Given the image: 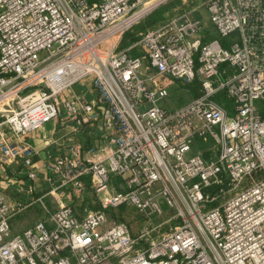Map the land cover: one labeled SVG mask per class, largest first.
<instances>
[{"label": "built area", "instance_id": "obj_1", "mask_svg": "<svg viewBox=\"0 0 264 264\" xmlns=\"http://www.w3.org/2000/svg\"><path fill=\"white\" fill-rule=\"evenodd\" d=\"M168 1L0 0V165H31L25 135L61 113L101 137L46 164L45 216L21 231L28 204L0 192V264H264V0H205L207 40L190 10L120 47ZM176 80L200 92L167 103ZM82 81L95 100L71 92Z\"/></svg>", "mask_w": 264, "mask_h": 264}, {"label": "crops", "instance_id": "obj_2", "mask_svg": "<svg viewBox=\"0 0 264 264\" xmlns=\"http://www.w3.org/2000/svg\"><path fill=\"white\" fill-rule=\"evenodd\" d=\"M206 24L211 31L209 36L215 35L210 23ZM71 92L79 95L83 101H93L97 98L96 91L89 81L74 84ZM46 123L50 124L48 130L43 129L45 128L43 124L38 129L28 132L24 137L25 142L35 150L31 165L24 166L20 159L6 166L0 165V192L5 194L10 203L28 204L10 219L13 233L21 231L45 216V212L38 202L40 200L37 198L49 188L47 177L50 171L46 164L59 154L67 153L71 143L98 144L101 141L97 129L89 127L87 124L77 125L74 121L69 120L65 113H61L58 119ZM40 128L43 131H40ZM30 170L36 172L37 176L34 179L27 177V172ZM42 201L50 203L54 200L50 195H45ZM74 201L80 200L75 198Z\"/></svg>", "mask_w": 264, "mask_h": 264}, {"label": "rangeland", "instance_id": "obj_3", "mask_svg": "<svg viewBox=\"0 0 264 264\" xmlns=\"http://www.w3.org/2000/svg\"><path fill=\"white\" fill-rule=\"evenodd\" d=\"M205 0H170L166 3H164L161 7L156 9L155 11L148 14L145 18L142 19L140 23H137L133 31H131L130 36L126 40L121 41L120 47L127 46L128 44L132 43L133 41H136L138 39V33L152 27L155 24H158L159 22L165 20L166 18L172 16L175 13H182L185 11H190L195 16H201L205 22H208V13L204 6ZM210 29L207 30L206 36H209ZM106 46L102 45L100 47L101 50H104ZM193 96L189 92V89L183 88V86H178L176 81L172 84L170 88V94L166 100L167 103H171L172 105L181 104L179 103L180 100L187 101L191 99ZM165 102V103H166ZM181 102V101H180ZM51 123V122H49ZM46 123L44 124L43 128L45 131L49 129L50 124ZM43 129H39L40 131ZM198 145V144H197ZM208 149H210V152L214 154L216 152V147L214 145L213 141L209 142ZM202 150V149H201ZM85 199L84 201H72V205L80 212H83L87 209H93L97 207V203L95 201H92L93 195L91 191H87V193H84ZM162 207L164 211L168 212L169 207L162 203ZM116 214H118L121 218H126V220L130 223L132 229L136 231V229L140 226L141 221L138 218V214H136L135 209L128 206H121L116 211Z\"/></svg>", "mask_w": 264, "mask_h": 264}, {"label": "trees", "instance_id": "obj_4", "mask_svg": "<svg viewBox=\"0 0 264 264\" xmlns=\"http://www.w3.org/2000/svg\"><path fill=\"white\" fill-rule=\"evenodd\" d=\"M142 21V20H141ZM141 21H139L138 23H140ZM137 24H135L125 35H123L121 37V41L126 40L128 37H132L130 36L131 31H133V29L135 28ZM211 36H205L203 40H207L209 39ZM176 83L178 84V86H183V88H187L189 89V92L191 93V95L194 97L195 95H197L200 92V85L199 82L197 80L191 82V83H183L180 80H176ZM221 100H223V102L226 104V106L230 105V100L226 99V98H221ZM181 101V102H180ZM179 103H183L184 100H180ZM178 105V104H177ZM212 141L209 138H197V144L199 146V148L202 149L203 152V156L205 158H208L210 156V149H208L209 146V142Z\"/></svg>", "mask_w": 264, "mask_h": 264}]
</instances>
